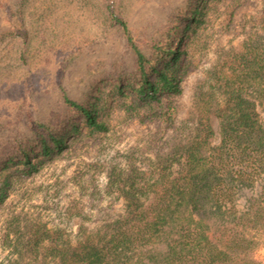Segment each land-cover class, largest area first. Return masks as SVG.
I'll list each match as a JSON object with an SVG mask.
<instances>
[{"label": "rangeland", "instance_id": "374dc122", "mask_svg": "<svg viewBox=\"0 0 264 264\" xmlns=\"http://www.w3.org/2000/svg\"><path fill=\"white\" fill-rule=\"evenodd\" d=\"M197 2L0 0V264H62L51 250H70L125 215L122 190L134 170L138 185L152 190L159 172L165 180L178 176L190 154L213 153L221 138L216 112L227 95L212 86V73L251 32L264 35V0H209L199 22L185 28ZM117 19L149 57L186 50L178 94L143 101L126 88L119 95L115 87L135 74V53ZM97 88L107 100V129L89 133L84 126L67 135L76 119L65 98L81 104ZM204 93L211 95L206 102ZM255 104L264 125V103ZM39 124L64 147L44 155ZM32 143L36 169L25 174L19 149ZM9 156L13 163L4 166ZM249 194L235 192L237 211L247 209ZM259 232L254 254L264 264V227Z\"/></svg>", "mask_w": 264, "mask_h": 264}, {"label": "trees", "instance_id": "16d2710c", "mask_svg": "<svg viewBox=\"0 0 264 264\" xmlns=\"http://www.w3.org/2000/svg\"><path fill=\"white\" fill-rule=\"evenodd\" d=\"M208 1L198 0L194 12L185 18V28L199 22ZM116 21L135 53V74L128 78L130 84L115 87L119 95H124L126 88L143 101L178 94L180 79L187 71L186 50L176 46L149 57L135 46L126 23ZM212 78V86L227 95V105L216 112L221 138L213 153L206 157L190 154L187 169L178 176L165 180L164 172H159L152 190L145 183L138 185L134 170L122 190L125 215L102 234L85 236L70 250H51L62 264H261L254 253L259 244L257 233L264 227V125L255 103H264V35L251 32L246 36L238 48L228 52ZM100 93L97 88L81 104L65 98L68 105L75 106L70 118L76 119L67 126V135L79 133L84 126L89 133L107 129L101 117L107 100H102ZM210 96L203 94L205 102ZM46 127L39 124L36 129L43 128L37 136L44 155L65 145L61 136L46 137ZM205 131L207 136L213 134L208 124ZM34 145L19 149L25 174L36 169L31 161L35 150L30 151ZM13 157L9 156L10 162L4 166L12 164ZM242 188L251 194L247 209L240 212L233 202L235 192ZM148 192L149 200L141 201Z\"/></svg>", "mask_w": 264, "mask_h": 264}]
</instances>
